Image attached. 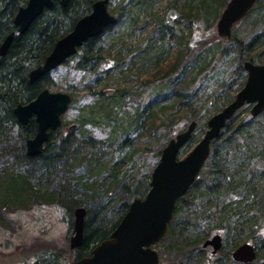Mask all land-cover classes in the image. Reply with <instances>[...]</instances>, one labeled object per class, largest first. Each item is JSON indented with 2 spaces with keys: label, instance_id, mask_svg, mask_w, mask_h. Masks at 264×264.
Returning a JSON list of instances; mask_svg holds the SVG:
<instances>
[{
  "label": "trees",
  "instance_id": "16d2710c",
  "mask_svg": "<svg viewBox=\"0 0 264 264\" xmlns=\"http://www.w3.org/2000/svg\"><path fill=\"white\" fill-rule=\"evenodd\" d=\"M27 1L0 0V46L15 32L14 16ZM95 1L69 0L62 7L59 0H53L52 8L35 19L23 35H15L0 57L1 153H15L12 143H20L23 149L26 140L34 136V121L21 126L14 109L32 101L43 89L54 92L61 87L55 86L49 75L31 84L28 75L42 64L56 41L90 13ZM228 1H108L115 24L84 43L63 64L89 75L83 93L91 103L80 110L69 132L52 133L37 157L21 152L26 164L24 172L0 183L2 208L32 211L53 206L66 213L85 209L80 247L73 252L67 247L64 252L58 248L43 250L32 264H69V259L86 257L97 244L107 240L130 203L143 198L149 190L151 172L168 141L195 122L191 137L178 154L183 158L201 139L197 137L193 142L196 131L203 132L206 127L198 118L199 112L209 106V95L203 87L218 88L220 100L214 108L210 104V110L218 112L244 85V62L264 65V0H257L246 17L234 25L230 38L225 39L216 35L213 24ZM243 26L244 34L240 33ZM232 48L235 66L230 79L222 77L220 69L231 60L228 55ZM111 74L114 79L109 78ZM113 84L116 87L112 90ZM132 86H136L137 97L143 99L126 114L124 108L135 96ZM62 92L71 97V104L76 100V91ZM238 112L212 142L196 181L177 201L167 233L160 241L163 245L168 237L172 243L161 251L159 264L166 257L165 250L175 253L176 249L181 257L199 248L204 237H193L191 241L190 233H196L205 222L212 228L210 234H221V238L223 235L231 241L230 251L241 243L240 235L248 240L247 232L255 235L264 226V112L241 119ZM118 114L125 118H118ZM86 126L107 128L109 136L97 140L88 134ZM133 135L143 141L142 147L135 144ZM149 153L153 155L152 168L141 174L137 164L141 156ZM74 163L87 166L85 175L79 180L66 176L57 183L52 171L59 166L69 169ZM189 194L193 196L185 200ZM182 203L187 206L183 213ZM113 208L116 213L111 219L108 212ZM254 245L259 247L260 264H264V239ZM197 252L204 254L201 249ZM68 253L72 258L65 255ZM226 257L227 264H235L229 253ZM177 261L178 258L170 263L178 264Z\"/></svg>",
  "mask_w": 264,
  "mask_h": 264
},
{
  "label": "water",
  "instance_id": "95a60500",
  "mask_svg": "<svg viewBox=\"0 0 264 264\" xmlns=\"http://www.w3.org/2000/svg\"><path fill=\"white\" fill-rule=\"evenodd\" d=\"M68 1L59 0L63 7ZM256 1L229 0L216 23L217 36L229 39L233 25L247 15ZM107 2L108 0L94 2L91 12L80 18L67 35L56 41L43 64L29 73V83L33 84L47 75L72 57L84 43L98 37L114 24L115 19L107 10ZM52 6L53 0H28L13 19L16 34L23 35L32 22ZM14 35L12 32L3 40L0 57L7 52ZM243 68L247 75L244 86L228 105L207 120V129L200 141L179 160L178 152L194 131L195 122H191L185 131L171 139L152 171L150 189L146 196L135 199L130 204L108 240L98 244L88 257L72 264H158L157 254L151 249V245L165 235L175 204L196 180L209 156L212 141L219 137L226 122L244 105H251L252 117L264 112V65L245 62ZM69 103L67 94L44 89L29 103L16 106L13 113L20 125H27L31 119L36 125L35 135L25 144L28 157H36L42 152L50 133L59 128L60 117ZM84 218V208L74 211L73 236L69 241L71 250L79 248L83 241ZM208 246L213 248L212 254H215L221 247L220 236H213L202 245L203 248ZM231 257L235 262L246 264L255 259V252L246 243L237 247Z\"/></svg>",
  "mask_w": 264,
  "mask_h": 264
},
{
  "label": "rangeland",
  "instance_id": "374dc122",
  "mask_svg": "<svg viewBox=\"0 0 264 264\" xmlns=\"http://www.w3.org/2000/svg\"><path fill=\"white\" fill-rule=\"evenodd\" d=\"M218 18L219 17H217V19L214 21L213 24L214 26L213 30L215 32H216V23L218 21ZM240 30L242 31L240 33L244 34L245 26H243ZM234 55H235V51L234 48H232L230 54L228 55L230 56L229 59L231 60H229L227 64L226 62H224L223 63L224 67L220 69L222 77L229 76L230 79L234 77L233 71L235 65L232 62V57L234 58ZM112 77L114 79V76H112L111 74L109 78ZM49 79L54 83L55 86L61 87V89H56V88L54 89L57 92H62L64 90L76 91L75 93L76 100L72 102L67 112L62 116L63 126L61 127V129H59V131L55 132V134L59 135V134H63L65 132L64 129L70 126L71 124L73 123L76 124V117L79 114L80 110L82 108H85V106L88 105L89 103H91L90 97L85 93H83V87L84 85H87L90 77L85 72L75 71L74 69H72L71 65L65 64V65H61L53 72L49 73ZM115 87L116 86H114L113 84V86L110 88H112L113 90ZM131 88L133 89V95L135 96H133L131 101L129 100L130 105L124 108V113L126 114H129L132 111V108L134 106L135 107L137 106L136 104L139 103L140 101L139 99H141V101L143 99L142 96L137 97L138 94H137L136 86H132ZM217 89L218 88L215 86L203 87L204 93L206 95H209L208 98L209 106H206L203 110L199 112L198 118L200 125H203V123H205L206 125V121L212 115L217 113L216 111H212V109L210 110L211 108L210 104H213V108H214L217 105L216 103H218L220 100V98H218L216 94ZM81 95L83 97H81ZM244 108L245 107L241 108L238 112L240 119L246 118L247 114H249L250 108L248 109H244ZM118 112L121 113V110H119ZM122 117L125 118L123 115L121 116L118 114V118H122ZM85 129L88 130V134L91 137L97 140L107 139V137L109 136L108 135L109 130L104 127L96 128V127L86 126ZM205 131H206V127L203 132ZM203 132H198L197 130L193 142L195 141L197 142V137L199 138L200 136H202ZM132 138H134L135 144L137 143L140 144L143 142L142 140L139 141L140 138L136 135L135 136L133 135ZM160 139L162 138L159 137V140ZM19 145L20 143L11 144L12 146L11 149L13 151L15 150V153H11L10 151H8L9 153L6 154V152L1 153L0 150V183L4 180L10 179L11 177H13L12 175L16 173H20L21 171L24 172V170L26 169L24 156L21 153V152L25 153V143L23 145V149L20 148ZM139 147H142V145L140 144ZM187 152L185 154H187ZM152 156L153 155H151L150 153L147 156L146 155L141 156L137 164V166L140 168L141 174L146 172V170H150L152 168V164H153V160L151 159ZM86 167L85 164L84 166H81L76 163H74V165H72V167L69 169L68 167L62 168L59 166L57 167L56 171H52V174L55 176L57 183L61 182L63 177L65 179L66 176H70V177L72 176V178L79 180L82 176L85 175L84 173L86 172L87 169ZM36 174L41 176L42 173H36ZM45 174H49V173H45ZM101 174L102 173H100V175ZM192 196L193 194H189L185 200H188ZM99 204L100 206L102 205V203ZM181 206H182L181 213H183L186 211L187 206H185L184 203H182ZM74 211L75 209L74 210L71 209L70 213L68 212L66 213V211H63L59 208H55L53 206H47L44 207L43 209H35L32 211L26 208L14 209L13 206L5 207V208L0 207V264H32L36 258L39 259L38 254H40V252L42 253L43 250H44L43 252H45L49 248L62 249L64 252L66 247L69 248V241L73 235ZM115 211L116 209L114 208L109 210L108 213L110 214L108 215H110L111 219L115 217V213H116ZM184 220L186 221L188 220L187 216H185ZM211 231L212 228H210L209 223L205 222V224L202 225L201 228H199V230L196 233H190V237H191L190 240L192 241L193 237H201V236L204 237V240L210 239L213 235H215V234H210ZM253 234H254L253 232H247V236H250L248 237V240H246V237L244 238L243 235H240L239 236L240 237L239 241L241 242L240 244L243 243H250L253 245L259 244L261 240L264 239V226H261L260 229L257 230V232H255V235ZM223 237L224 236L222 235V238ZM169 242L172 243V241L167 237L163 241V245L158 243L154 246V249L156 250L159 256H161V251L169 248L170 246ZM230 246H231V241L229 239L223 238L221 250L219 251V253H217L216 257H213L212 259L209 260H206V254L209 256L210 253L205 251L204 254L201 252L200 253L197 252L199 249H201V247L193 250L190 256L185 254L181 257H178L179 252H177L176 249H175L176 251L175 253H171V250H165V252L167 251L166 252L167 254H163V255H166V257H164L163 263L161 261L160 264H171L170 262L177 258H178L177 261L178 264H227L228 259L226 255H228V253L230 254L231 252ZM71 252L73 251L71 250ZM65 255L71 256L69 253ZM72 262H74V260L72 261L71 259H69V264H71ZM260 263H262V261H258L252 264H260Z\"/></svg>",
  "mask_w": 264,
  "mask_h": 264
},
{
  "label": "flooded vegetation",
  "instance_id": "af4514ba",
  "mask_svg": "<svg viewBox=\"0 0 264 264\" xmlns=\"http://www.w3.org/2000/svg\"><path fill=\"white\" fill-rule=\"evenodd\" d=\"M15 29H16V28H15ZM15 33H16V30H15ZM200 247H201V250H202V251H205V252L210 253L209 256L206 254V256L209 257L210 259H212L213 257H216L217 253H219V251L221 250V247H220V248L215 252V254H212L213 248H211L210 246H208V247H206V248H203V247L200 245ZM252 247H253V250H254V252H255V259H254L253 261H251L250 263H246V264H252V263L258 262V261L260 260V256H259L258 253H257V248H259V247L255 246V245H253V244H252ZM232 252H233V251H231L230 254H229V255H230V258H231V254H232ZM232 260H233V259H232ZM232 262L235 263V264H241V263L235 262L234 260H233Z\"/></svg>",
  "mask_w": 264,
  "mask_h": 264
}]
</instances>
